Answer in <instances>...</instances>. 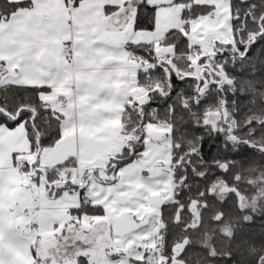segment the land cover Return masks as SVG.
<instances>
[{
  "label": "trees",
  "instance_id": "16d2710c",
  "mask_svg": "<svg viewBox=\"0 0 264 264\" xmlns=\"http://www.w3.org/2000/svg\"><path fill=\"white\" fill-rule=\"evenodd\" d=\"M78 1L73 0V5ZM172 1L185 4L184 28L165 34L162 45L172 48L164 56L149 45L131 46L151 64L147 73L136 74L146 97L123 111L125 145L105 167L113 172L141 159L145 125L168 124L171 199L159 206L161 264H264V193L254 198L264 192V47L259 44L264 37L260 34L264 31V2L231 0L235 18L230 42L219 44L214 66L206 71L208 56L197 60L196 69L195 56L190 59L194 48L189 47L186 33L188 20L211 14L214 7L192 0ZM29 5L28 0H0V20ZM154 8L146 0H138L133 28L152 31ZM44 90L0 86V124L23 122L35 154L52 145L59 134L57 117L40 98ZM70 160L39 169L54 195L74 183L59 175L74 167ZM36 167L37 159L29 172L31 178L37 177ZM217 185L227 188L224 196L216 194ZM84 210L91 208L86 205ZM87 258L77 254L72 263L90 264Z\"/></svg>",
  "mask_w": 264,
  "mask_h": 264
},
{
  "label": "crops",
  "instance_id": "0c3cea01",
  "mask_svg": "<svg viewBox=\"0 0 264 264\" xmlns=\"http://www.w3.org/2000/svg\"><path fill=\"white\" fill-rule=\"evenodd\" d=\"M28 1L29 6L0 20V86L43 87L40 98L57 117L59 134L52 145L39 148V154H35L23 122L0 124V264H40V260L53 264L51 254L59 258L71 254L69 249L75 244L91 245L92 235L102 224L84 231L80 228L83 219L107 216L116 209L110 200L104 202V197L114 184L113 175L123 165L116 172L105 166L125 145L122 115L127 105L135 103L132 81L137 77H131L137 69L128 62L134 53L131 46H155V53L162 54L165 34L184 28L185 4L177 1L155 6L152 31L134 29L130 22L122 27L127 19L111 23L110 17L119 13L116 11L125 0H79L75 5L73 0ZM193 2L214 7L211 14L188 20L189 47L201 52L209 48L210 39L229 35V5L227 0ZM162 46L169 51L172 48ZM65 47L72 50L70 62L63 55ZM168 130V126L159 124L145 125V133L159 142L145 138L143 156L138 161L141 168L148 166L157 177V193L171 192L167 168L171 157L159 139ZM34 159L37 177L31 178L26 169ZM68 159L74 167L62 170L60 178L77 179L89 188V213L80 202L84 194L74 183L64 185L54 195L53 187L42 180L41 169ZM18 162L26 163L24 170L15 168ZM136 162L125 166L138 165ZM163 200L159 196L155 203L160 206ZM33 210L35 217L30 219L28 214ZM14 212L18 219L26 217L21 225L16 223ZM155 217L158 226L152 230L157 245L159 210ZM146 253L142 255L146 257Z\"/></svg>",
  "mask_w": 264,
  "mask_h": 264
},
{
  "label": "rangeland",
  "instance_id": "374dc122",
  "mask_svg": "<svg viewBox=\"0 0 264 264\" xmlns=\"http://www.w3.org/2000/svg\"><path fill=\"white\" fill-rule=\"evenodd\" d=\"M137 5L138 0H125L124 6L120 10L116 11L119 13L110 17L111 23L113 20H117L116 24H119L127 19L122 27L129 25V22H132L135 11L134 9L137 8ZM162 47L163 46L161 45L160 51L164 50L163 55L168 53L169 49ZM193 56H195V58L197 56L196 49L191 51L190 59H192ZM150 68L151 64L147 62L146 69L135 70L134 75L147 73ZM132 86V88H134V99L132 101L137 104L144 102L146 91L141 87L142 85L139 84L137 78L132 81ZM132 104L130 103L129 106ZM159 126H168L169 128L167 131L168 133L163 132L161 134V138L159 139H161L160 145L163 147L162 149H164V152L168 153L171 157L170 150L172 142L170 138V126L168 124H159ZM146 138L150 139L152 143H156V141L159 142L158 139L150 137V135L147 134ZM140 160L141 159L138 158L133 161H137L136 163H138ZM164 164L165 163L162 165ZM140 165L141 164L139 163L138 165H123V167H121L118 172L113 175L114 184L110 187V190L105 192L107 195L104 197V202L110 200L112 203L111 206L116 208L114 212H111L107 216L103 217L92 216L89 220L87 217L83 219L80 228L84 231L89 230L95 225L102 224L101 229L94 232L92 235L91 243H89L91 245L79 246L78 244H75L69 249L71 254L66 253L63 256L60 255L59 258L55 257L56 254H54V256L51 254V258L49 259L50 262H53V264H67V262H73L75 258L74 255L83 254L88 257L87 259H89L90 264L162 263V258L159 256L158 252L159 248L156 245V242H154L155 233H153L152 230L153 226L155 228L158 226L155 216H157L159 204L155 202L159 196H162L164 199H171V193H164L163 190V193H159V191L157 193V177H155L152 171L148 170V166L145 167L144 165V168H141ZM56 166L58 165H53L45 170ZM169 166L170 163L167 167L168 169ZM140 170L145 171V174L143 172L141 173ZM99 175L101 176V173ZM41 176L42 180L45 182L43 174ZM86 183L88 184V181ZM88 186L93 189L92 184H89ZM214 189H216V194H219L220 197L224 196L227 191V188L223 185H217ZM263 193V191L259 192L254 196V198L258 199L263 196ZM238 198H240V196H238ZM134 210L138 211L134 212ZM14 214L16 223L21 225L20 222H23L26 217L23 216L22 219H18L17 213L14 212ZM34 214V210L29 212V218H34ZM139 249L142 251L138 252L137 250ZM144 251L147 252L146 257L145 255H142ZM72 254L74 255L72 256ZM42 263L43 261L40 260V264ZM48 263L49 261H47V264Z\"/></svg>",
  "mask_w": 264,
  "mask_h": 264
},
{
  "label": "flooded vegetation",
  "instance_id": "af4514ba",
  "mask_svg": "<svg viewBox=\"0 0 264 264\" xmlns=\"http://www.w3.org/2000/svg\"><path fill=\"white\" fill-rule=\"evenodd\" d=\"M239 2L238 3H241V2H245L246 0H238ZM228 2V5H230L231 3V0H227ZM260 2H264V0H260ZM229 19H230V29H229V35L228 36H225L223 38H212L210 39V42H209V48L205 51H197V56H196V62H194V65H195V68L197 69V66L199 64V61L197 62V60L201 57V56H205L207 55L208 56V61L206 62V67H205V70L207 71L208 68L214 66L213 64V58L215 56H218L219 52H220V47H219V44H223L225 42H230V34H231V23H232V18H235L233 15H232V12H231V6H229ZM264 31L263 30H260V34H263ZM259 36V35H258ZM260 46L261 47H264V37H261L260 38ZM211 65V66H210ZM145 97H146V93H145ZM140 104V103H138ZM173 264H179L177 262H174Z\"/></svg>",
  "mask_w": 264,
  "mask_h": 264
},
{
  "label": "built area",
  "instance_id": "2783aa9c",
  "mask_svg": "<svg viewBox=\"0 0 264 264\" xmlns=\"http://www.w3.org/2000/svg\"><path fill=\"white\" fill-rule=\"evenodd\" d=\"M64 57L65 59L70 62L72 60V50L69 47L64 49ZM130 64L137 66L139 69L145 68V62L138 56V55H131L130 56ZM25 164L23 162H18L15 165L17 170H23L25 168ZM78 188L81 190V194H84V197L80 200L82 205H90L92 200L88 198L89 188H84L82 184H78Z\"/></svg>",
  "mask_w": 264,
  "mask_h": 264
},
{
  "label": "water",
  "instance_id": "95a60500",
  "mask_svg": "<svg viewBox=\"0 0 264 264\" xmlns=\"http://www.w3.org/2000/svg\"><path fill=\"white\" fill-rule=\"evenodd\" d=\"M147 2H149L150 3V5L151 4H153V5H156V4H164V3H168V2H170L171 0H146ZM132 79H135V76H132L131 77ZM264 121V120H263ZM37 154H39V150H38V152H37ZM37 156V155H36ZM34 161H35V159H34ZM32 166H33V163L30 165V169L29 170H31L32 169ZM67 264H74V263H72L71 261L70 262H67Z\"/></svg>",
  "mask_w": 264,
  "mask_h": 264
},
{
  "label": "snow or ice",
  "instance_id": "6c2138e0",
  "mask_svg": "<svg viewBox=\"0 0 264 264\" xmlns=\"http://www.w3.org/2000/svg\"><path fill=\"white\" fill-rule=\"evenodd\" d=\"M21 2H22V0H21ZM15 123H19V120H17Z\"/></svg>",
  "mask_w": 264,
  "mask_h": 264
}]
</instances>
